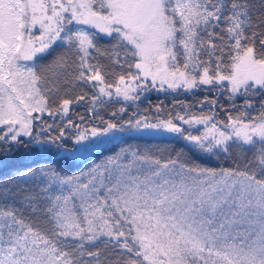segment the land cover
I'll list each match as a JSON object with an SVG mask.
<instances>
[{"label": "rangeland", "instance_id": "obj_1", "mask_svg": "<svg viewBox=\"0 0 264 264\" xmlns=\"http://www.w3.org/2000/svg\"><path fill=\"white\" fill-rule=\"evenodd\" d=\"M219 22L225 27L227 64L218 56L211 72L201 65L199 49L202 34ZM244 24L243 10L224 15L207 0H0V133L9 141L38 136L39 145L47 143V135L39 133L49 130L50 123L41 118L50 112L34 58L53 43H75L83 66L96 35L118 38L131 69L106 85L95 68L85 65L84 76L100 97L134 103L146 85L176 91L214 80L231 91L248 83L264 85V60L243 43ZM208 53L211 57V49ZM127 124L128 131L150 136L179 130L169 120L141 116ZM233 127L239 139L264 140V115ZM233 130L203 127L199 132L206 141L213 134L215 139L233 136ZM119 131L111 124L68 130L64 135L74 145L66 152L85 160L127 130ZM81 177L56 183L60 236L129 240L151 264H264V185L250 175L142 156L90 165ZM0 264L72 263L49 239L21 221L5 219Z\"/></svg>", "mask_w": 264, "mask_h": 264}, {"label": "trees", "instance_id": "obj_2", "mask_svg": "<svg viewBox=\"0 0 264 264\" xmlns=\"http://www.w3.org/2000/svg\"><path fill=\"white\" fill-rule=\"evenodd\" d=\"M207 1L218 4L224 15L233 9L243 10L242 42L256 58L264 60V0ZM223 26L219 22L201 37V65H206L211 72L218 56L224 66L227 64ZM92 44L83 66L75 43H53L34 58L39 91L50 112L41 118L50 123L49 130L39 133L47 135V143L39 145L38 136H17L9 141L0 133V225L5 219L21 221L52 241L72 264H151L142 249L129 240L107 237L77 240L58 235L55 220L60 193L56 183L83 178L90 165L145 156L159 162L180 163L187 168L243 173L264 185V140L239 139L238 130H233V125L240 128L264 115V85L248 83L235 91L225 82L215 80L208 85L176 91L146 85L139 89L144 94L136 102L124 103L107 94L100 97L84 76V67L95 68L104 84L113 85L131 70L125 45L114 36L102 35H96ZM205 44L211 45V57ZM63 104H68V110H61ZM139 116L152 121L169 120L179 130L159 136L128 131L132 128L127 122ZM199 118L204 122L194 126L192 123ZM104 124L120 129V133L122 129L127 131L85 160L67 154L66 150L72 149L74 143L64 133ZM203 127L219 131L231 129L235 135L215 139L217 135L213 134L211 140L205 141L199 132Z\"/></svg>", "mask_w": 264, "mask_h": 264}]
</instances>
